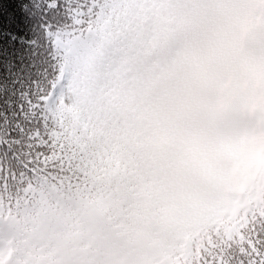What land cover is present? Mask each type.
Returning <instances> with one entry per match:
<instances>
[{"label": "snow or ice", "instance_id": "6c2138e0", "mask_svg": "<svg viewBox=\"0 0 264 264\" xmlns=\"http://www.w3.org/2000/svg\"><path fill=\"white\" fill-rule=\"evenodd\" d=\"M224 2L0 0V264H138L129 221L152 217L130 201ZM249 200L209 213L188 192L166 208L207 229L184 264H264Z\"/></svg>", "mask_w": 264, "mask_h": 264}, {"label": "clouds", "instance_id": "9594fccd", "mask_svg": "<svg viewBox=\"0 0 264 264\" xmlns=\"http://www.w3.org/2000/svg\"><path fill=\"white\" fill-rule=\"evenodd\" d=\"M194 57L197 74L181 86L183 117L144 163L130 201L152 217L129 221L138 264H184L183 254L203 239L196 211L166 218L184 193L195 192L209 213L225 198L264 207V0H225Z\"/></svg>", "mask_w": 264, "mask_h": 264}]
</instances>
